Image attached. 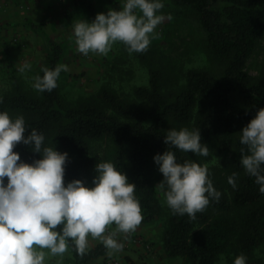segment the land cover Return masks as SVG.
<instances>
[{
	"label": "trees",
	"instance_id": "1",
	"mask_svg": "<svg viewBox=\"0 0 264 264\" xmlns=\"http://www.w3.org/2000/svg\"><path fill=\"white\" fill-rule=\"evenodd\" d=\"M173 1L194 13L205 49L221 64L219 71L193 66L181 76H169L149 66L147 82L134 86L128 98L103 86L92 96L71 101L60 89L63 70L51 91H27L10 68V87L0 92V110L11 117L22 114L25 135L36 128L44 134V144L67 151L65 182L79 178L92 186L96 162H114L136 184L141 223L161 221L165 257L180 258L181 264H218L223 257L233 264L234 256L244 253L246 264H264L256 255L264 245V194L240 164V150L246 146L239 141V130L264 106V62L256 74L245 69L247 57L264 36V0ZM72 2L83 4L89 13L94 10L91 0ZM109 3L120 7L117 0ZM61 54V46L49 42L44 65L54 67ZM181 126L200 129L201 142L209 147L207 156L165 145L168 128ZM102 143L104 155L97 148ZM165 149L174 151L179 162L206 164L213 186L221 192L219 201L210 199L194 220L173 214L157 186L162 173L153 156ZM13 150L26 162L40 155L23 142ZM233 172L238 174L235 188L227 182ZM69 250L75 264L106 251L102 243L83 255L71 244Z\"/></svg>",
	"mask_w": 264,
	"mask_h": 264
},
{
	"label": "clouds",
	"instance_id": "2",
	"mask_svg": "<svg viewBox=\"0 0 264 264\" xmlns=\"http://www.w3.org/2000/svg\"><path fill=\"white\" fill-rule=\"evenodd\" d=\"M119 2L121 7L97 12L90 21H73L76 51L107 55L117 41L129 54L147 50L154 29L165 18L158 12L164 0ZM30 68L31 64L25 62L18 71ZM62 70L68 71V65H42V75L33 76L32 87L51 91ZM26 128L22 114L11 117L6 110H0V264H45L44 249L62 257L70 244L83 255L89 248V238L99 240L109 257L121 250V235L126 238L143 219L136 184L110 160L96 162L92 186L79 178L65 182L67 151L44 144V134L36 128L25 135ZM239 133L240 143L246 146L240 150V164L264 194V106L256 109ZM18 142L29 145L40 154L39 158L22 160L13 150ZM164 143L201 156L209 153L208 145L201 142L199 128H168ZM153 160L162 173L157 186L173 214H187L194 220L210 199L219 201L221 192L213 186L206 164L188 159L179 162L169 149L155 153ZM237 175L233 172L227 177L233 188ZM111 225L114 227L109 230ZM246 262L244 253L234 256L233 264Z\"/></svg>",
	"mask_w": 264,
	"mask_h": 264
},
{
	"label": "rangeland",
	"instance_id": "3",
	"mask_svg": "<svg viewBox=\"0 0 264 264\" xmlns=\"http://www.w3.org/2000/svg\"><path fill=\"white\" fill-rule=\"evenodd\" d=\"M91 2L94 10L89 13L83 4H73L72 0H0V92L10 87V68L24 89L36 90L32 87V78L44 65L49 42L62 48L60 63L67 64L69 70L64 71L66 75L59 80L60 89L71 101L92 96L103 86L128 98L134 86L147 82L149 66L158 67L169 76H181L186 68L193 66H204L213 72L221 69V64L205 49L204 32L192 10L176 5L173 0H164V7L158 10L165 18L154 29L155 35L146 51L129 54L119 41L113 43L107 55L93 52L84 55L76 51L73 21L84 18L90 21L97 12L113 8L109 0ZM25 62L30 63L31 68L18 71L19 65ZM263 62L264 36L247 57L245 69L256 74ZM104 146L102 143L97 147L103 155ZM142 226L146 235L131 232L126 238L123 236V241H135L152 251L154 243H160L162 223L154 220ZM135 237L139 241L134 240ZM97 243L101 242L89 238V248ZM44 251L45 264H72L74 261L69 249L62 257L50 255L47 249ZM102 255L91 259L90 263L106 264ZM256 255L264 260V245L256 249ZM169 260L172 264H181L180 258ZM218 264H226L225 259L221 257Z\"/></svg>",
	"mask_w": 264,
	"mask_h": 264
},
{
	"label": "crops",
	"instance_id": "4",
	"mask_svg": "<svg viewBox=\"0 0 264 264\" xmlns=\"http://www.w3.org/2000/svg\"><path fill=\"white\" fill-rule=\"evenodd\" d=\"M111 227H114V225H111ZM133 233H141L146 235L145 231L143 230L142 223L137 226L136 230ZM123 238V235H121L120 239L123 240ZM123 245V248L119 251H114L111 257H109L106 250L102 255L103 257H105L103 259H105V261L114 260L115 262H118V264H172L169 258L163 255L159 242L154 243L155 246L152 251L145 250L140 244L136 243L135 241L134 243L123 241ZM98 259L99 258H97V261ZM90 262L91 261H88L85 264H89ZM72 264H75V262L73 261Z\"/></svg>",
	"mask_w": 264,
	"mask_h": 264
},
{
	"label": "built area",
	"instance_id": "5",
	"mask_svg": "<svg viewBox=\"0 0 264 264\" xmlns=\"http://www.w3.org/2000/svg\"><path fill=\"white\" fill-rule=\"evenodd\" d=\"M134 240L139 241L138 237H135ZM146 248H148L149 246L147 244H145ZM106 264H118V262H115L114 260H107Z\"/></svg>",
	"mask_w": 264,
	"mask_h": 264
}]
</instances>
